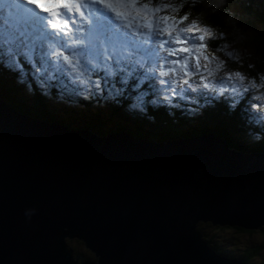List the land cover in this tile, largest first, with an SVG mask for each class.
Returning a JSON list of instances; mask_svg holds the SVG:
<instances>
[{"label":"water","instance_id":"water-1","mask_svg":"<svg viewBox=\"0 0 264 264\" xmlns=\"http://www.w3.org/2000/svg\"><path fill=\"white\" fill-rule=\"evenodd\" d=\"M199 221L264 224V153L68 129L0 99V264H244Z\"/></svg>","mask_w":264,"mask_h":264},{"label":"snow or ice","instance_id":"snow-or-ice-1","mask_svg":"<svg viewBox=\"0 0 264 264\" xmlns=\"http://www.w3.org/2000/svg\"><path fill=\"white\" fill-rule=\"evenodd\" d=\"M197 2L4 0L0 4V67L16 73L20 81L31 75L45 90L55 81L71 94L103 96L107 92L113 100L124 96L134 80V107L140 109L151 94L156 97L151 103L174 107L180 105L173 103V97L196 104L199 96L223 97L235 110L245 93L264 88V75L251 77L240 71L218 75L227 59L209 55L208 49L209 42L224 33L217 37L207 27L188 22ZM213 51L222 49L214 44ZM233 55L228 52V57ZM213 61L214 70L209 67ZM93 75L100 78L92 79ZM201 88L210 91H196Z\"/></svg>","mask_w":264,"mask_h":264},{"label":"trees","instance_id":"trees-1","mask_svg":"<svg viewBox=\"0 0 264 264\" xmlns=\"http://www.w3.org/2000/svg\"><path fill=\"white\" fill-rule=\"evenodd\" d=\"M237 7L241 8V10ZM250 7L256 16L261 18L264 17V2L255 3L254 0H235V2L233 0H199V2L194 3L193 8L191 9L192 15H190L189 19L201 16L205 27L213 29L217 37L222 31L224 36L221 38V43L223 47L228 49L227 55L228 52H232L234 55L233 57H230L231 59L237 58L242 62L243 67L248 73L260 76L264 75V23H260L262 26H259V24H256L257 21L254 20L255 16L250 18L245 15V9ZM15 75L16 73L8 72L6 70H3V73H0V99L33 118L57 122L58 124L66 125L69 128H90L101 135L115 131L129 133L137 137H140L142 134V138H148L156 142L182 138L179 135H185V129L181 132H177L174 127L176 124L175 120L162 110H157L153 113V116L158 118V121L156 120L154 122L150 121L148 118L153 116H148L145 119H142L130 109L129 116L127 115L126 119L119 118V121L122 124L128 123L125 122L126 120L133 123L130 124L128 132L121 130L106 131V129H111L116 125V122L112 120L111 116L116 114L121 116L120 111L117 113L115 112L116 108L127 107L128 103L132 99H135L137 93L132 88V85L135 82L129 86L124 96L118 97L117 100H113L107 107L96 111L95 114L87 115L85 118L79 117V119H75V121L71 122L69 119H65L64 117L53 113L51 106L48 104V99L46 100L45 97L34 96L28 98L18 89L16 94H14L10 86H14L11 80ZM145 87H147V85H145ZM52 91H54V97H57L62 93L60 90L53 87H49L47 92L50 93ZM56 101L57 100L54 102ZM173 103H179L180 106L174 107L164 103L166 112L171 114L174 111H177L183 114L186 107L185 102L173 97ZM225 107L226 106L222 104L213 109L200 111L199 113L204 115L201 123L198 125L199 133L207 130L226 132L228 129L226 124L228 122L227 117L223 113V110H226ZM65 120L68 123H66ZM229 123L231 125V145L234 147L237 145L239 149H242L241 147L244 144L238 140V137L235 135L236 122L231 120ZM118 126L121 127L122 125L118 124ZM101 129L104 133L99 132ZM133 130L136 131L135 134L130 133L133 132ZM254 145L264 149V140L262 142H256ZM240 151H243V149ZM243 152L249 151L246 150ZM209 223V225H211V227H209L211 229L210 231L215 230L214 233H221L224 229L233 228L241 234H244V236H238L236 234L224 235L223 238H218L220 235L212 234L210 231L206 233L204 232V236L216 250L228 255L237 256L244 264H264V224L258 228L245 229L239 225L212 224L213 222L211 221ZM254 235L259 236L256 238ZM85 255L91 256L92 253L91 251H88Z\"/></svg>","mask_w":264,"mask_h":264},{"label":"rangeland","instance_id":"rangeland-1","mask_svg":"<svg viewBox=\"0 0 264 264\" xmlns=\"http://www.w3.org/2000/svg\"><path fill=\"white\" fill-rule=\"evenodd\" d=\"M235 2V0H233ZM255 3L256 2H264V0H254ZM236 8V5H235ZM239 10H241V8L237 7ZM245 15L252 18L254 17V20L257 21L256 24H259V26H262L260 23H264V17L261 18L259 16H256V14L254 13V11H252V8H246L245 9ZM190 22H195L198 25L200 24H204L203 23V19L201 16L196 17V19ZM202 28L204 26H201ZM212 33L215 34V31L213 29L208 28ZM219 37V36H218ZM213 44H210L209 46L211 48H213V45H218L222 46L221 43V38L215 40L212 42ZM217 53V56L220 54L222 57H224V59H227V63L225 64L224 69H227L228 66L230 65V60L223 54V51H215ZM208 54L212 55V51L211 49H208ZM215 64V62H214ZM214 64H213V68H214ZM239 66H242V64L240 63ZM211 68V65L209 66ZM234 68L240 69L238 66H235ZM228 69H233V68H228ZM12 83L14 84V86H10V88H12L11 90L13 91L14 94H16L17 89L20 90L22 93L25 94V96H27L28 98H32L34 96H41L43 93V88L38 84V82L33 79V77L31 75H29L27 77L26 81H20L18 78V75L15 76V78H13ZM130 84V83H129ZM62 93L60 95H58L57 97H54V91L50 92L49 94H51L50 96H48L46 98V100L48 99V104L51 106L52 108V112L64 117L65 119H69L71 122L75 121V119H79V117L81 118H85L87 115L89 116L90 114H95L96 111L100 110L103 106L107 107L109 105L110 102L113 101V99L108 97L107 92H105L103 94V96H96V101L95 104L92 106H86V105H90V102L88 100H86L88 102V104L86 102H82L81 98L83 95H77V94H71L65 91H61ZM154 97V96H152ZM151 97V98H152ZM178 99V98H177ZM55 100H57L56 102H54ZM179 100V99H178ZM150 103V102H149ZM146 109L145 110H137L135 109L136 107H134L132 102H129L127 107H117L116 108V113L118 111L121 112V115L123 114V116H116L113 115L111 116L112 120L114 122H116V125L113 126L111 129H106L107 132H110L112 130H121V131H127L128 129H130V124H133L131 121L126 120L125 122H128L126 124H122L119 121V118L121 119H126L127 115L129 114L130 109H132L137 115L140 116V118L145 119L148 116H153V113L157 110H162L163 112H165L167 115H169V117L173 118L176 122V124L174 125L175 129L177 132H181L183 129H185V135H179L180 137L184 138V137H190V136H197V135H204V134H212L215 135L218 139H220L224 144H226L228 147L233 148V149H239V147H234L231 145V136H230V121L233 120L236 122L235 124V131H236V137H238L237 139L240 140L244 145L241 147L243 149V151H249L251 153H264V149H262L261 147H257L254 145V143L256 142H262L264 140V125H254L251 121L252 115L247 112L245 109H243V107H238L235 110H231L229 109L226 105V110H223L224 115L227 117V131L226 132H222V131H215V130H207V131H203L201 133H199V129H198V125L201 123L202 119H203V115L202 113L199 112H195V113H188V112H184L183 114L180 112H176L174 111L171 114H168L165 110V108L162 107H154L152 106V104H147L145 105ZM129 116V115H128ZM234 118H232V117ZM150 121H158V118L153 116V117H148ZM189 118V119H188ZM188 119V120H186ZM66 123H68L65 120ZM118 124H121L122 126H118ZM100 133H104V131L101 129V131H99ZM115 132H120V131H115ZM130 133H136L135 130H133V132ZM142 135V134H141ZM140 137H143L141 136ZM149 141H153L151 139L146 138ZM174 139H178V138H174ZM172 140V139H170ZM256 140V141H253ZM169 141V140H168ZM166 142V141H163ZM239 149V150H242ZM249 149V150H248ZM209 221H199L197 223V228L200 229L203 233L205 232H209L211 229L209 227H211V225H209ZM243 227V226H240ZM245 228V227H243ZM245 229H253V228H245ZM215 230L210 231V233H214ZM216 235H220L218 236V238H223L224 235H233L236 234L238 236L243 235L240 232H238L236 229L233 228H228V229H224L222 230L221 233H214ZM205 235V234H204ZM259 235H254V237H258ZM81 241L80 239H78L77 237H71L68 238V243L70 246H72L75 250L81 252V253H85V249L81 246L80 243H78V241ZM82 242V241H81ZM89 250H91L89 247H87Z\"/></svg>","mask_w":264,"mask_h":264},{"label":"flooded vegetation","instance_id":"flooded-vegetation-1","mask_svg":"<svg viewBox=\"0 0 264 264\" xmlns=\"http://www.w3.org/2000/svg\"><path fill=\"white\" fill-rule=\"evenodd\" d=\"M77 241H78V243H80L81 246L85 249V252H88V251H89V250L83 245V243H82L81 241H79V240H77ZM74 252H75V253L77 252V253H79V254H82L84 258L88 257V256H86L84 253H81V252H79V251H77V250H74Z\"/></svg>","mask_w":264,"mask_h":264},{"label":"bare ground","instance_id":"bare-ground-1","mask_svg":"<svg viewBox=\"0 0 264 264\" xmlns=\"http://www.w3.org/2000/svg\"><path fill=\"white\" fill-rule=\"evenodd\" d=\"M63 127H64V128H68V129H77V128H69V127L66 126V125H63ZM84 129H87V128H83V129H82V128H79V130H84ZM110 133H114V132H110ZM110 133H109V134H110ZM140 138H142V137H140ZM143 139H144V138H143ZM232 149H233V148H232ZM209 222H210V221H209Z\"/></svg>","mask_w":264,"mask_h":264},{"label":"clouds","instance_id":"clouds-1","mask_svg":"<svg viewBox=\"0 0 264 264\" xmlns=\"http://www.w3.org/2000/svg\"><path fill=\"white\" fill-rule=\"evenodd\" d=\"M79 239V238H78ZM81 240V239H80ZM67 243H68V239H67ZM82 243H83V241H82ZM68 245H69V243H68ZM83 245H84V243H83ZM70 246V245H69ZM85 246V245H84ZM72 247V246H71ZM86 247V246H85ZM73 248V247H72ZM87 248V247H86ZM73 250H75L74 248H73ZM89 251H91V250H89ZM75 253V252H74ZM91 253H92V255L91 256H88V257H94V254H93V252L91 251Z\"/></svg>","mask_w":264,"mask_h":264}]
</instances>
